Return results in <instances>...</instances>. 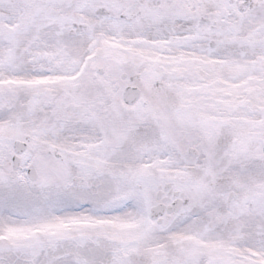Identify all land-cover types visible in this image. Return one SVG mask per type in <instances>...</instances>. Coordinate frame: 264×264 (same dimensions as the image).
Listing matches in <instances>:
<instances>
[{"label": "snow or ice", "instance_id": "snow-or-ice-1", "mask_svg": "<svg viewBox=\"0 0 264 264\" xmlns=\"http://www.w3.org/2000/svg\"><path fill=\"white\" fill-rule=\"evenodd\" d=\"M0 264H264V0H0Z\"/></svg>", "mask_w": 264, "mask_h": 264}]
</instances>
